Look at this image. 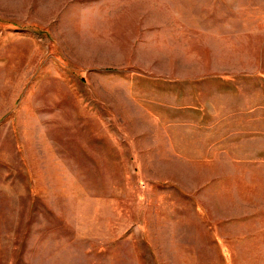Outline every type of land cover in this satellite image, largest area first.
<instances>
[{"label": "rangeland", "instance_id": "obj_1", "mask_svg": "<svg viewBox=\"0 0 264 264\" xmlns=\"http://www.w3.org/2000/svg\"><path fill=\"white\" fill-rule=\"evenodd\" d=\"M0 264H264V0H0Z\"/></svg>", "mask_w": 264, "mask_h": 264}]
</instances>
